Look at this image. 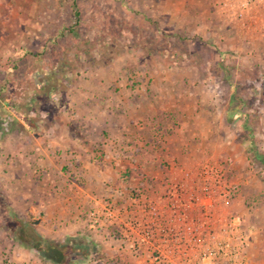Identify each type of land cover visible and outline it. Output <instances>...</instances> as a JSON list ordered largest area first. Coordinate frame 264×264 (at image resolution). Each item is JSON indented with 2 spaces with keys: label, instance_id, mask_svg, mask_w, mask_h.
<instances>
[{
  "label": "rangeland",
  "instance_id": "rangeland-1",
  "mask_svg": "<svg viewBox=\"0 0 264 264\" xmlns=\"http://www.w3.org/2000/svg\"><path fill=\"white\" fill-rule=\"evenodd\" d=\"M212 1L217 7L208 19L216 28L205 22L214 31L209 36L197 31L196 0H0V264H54L31 243L90 234L81 228L55 237L46 225L64 222L57 214L45 225L36 221L49 218L39 206L51 185L37 163L45 156L36 142L51 148L54 121L73 127L88 121L82 135L100 152L98 137L114 135L115 102L138 110L154 105L150 119L174 125L187 115L180 106L196 102V144L212 140L210 146L204 140L205 152L196 150V165L214 157L228 162L239 191L232 212L247 218L249 207L250 218L264 227V161L258 158H264V0ZM96 105L105 109L99 117ZM172 130L163 131L170 136ZM166 143L151 144L153 154L137 162H157L160 176L168 174L159 151ZM147 170L152 181L159 177ZM91 235L95 261L101 246Z\"/></svg>",
  "mask_w": 264,
  "mask_h": 264
},
{
  "label": "built area",
  "instance_id": "built-area-1",
  "mask_svg": "<svg viewBox=\"0 0 264 264\" xmlns=\"http://www.w3.org/2000/svg\"><path fill=\"white\" fill-rule=\"evenodd\" d=\"M144 172L136 184H108L88 209L87 225L95 236L118 242L119 255L148 264L247 262L255 228L231 211L238 185L230 179L228 162L214 157L192 166L173 165L155 181ZM127 174L122 169L124 182Z\"/></svg>",
  "mask_w": 264,
  "mask_h": 264
},
{
  "label": "crops",
  "instance_id": "crops-1",
  "mask_svg": "<svg viewBox=\"0 0 264 264\" xmlns=\"http://www.w3.org/2000/svg\"><path fill=\"white\" fill-rule=\"evenodd\" d=\"M207 1H209V8H204ZM216 4L212 0H196V18L199 17L196 24L197 31L208 33L209 35L213 31L211 29L212 26L213 29L216 28L215 20L208 19L209 16L212 17L215 14L213 6L217 7ZM206 21L212 26L205 23ZM220 31L225 32L227 28L222 26ZM193 93L192 96L196 94V92L195 94ZM112 106L113 115L115 113L118 114L117 118L110 122L115 128L114 135H108V138L98 137V141H101V147L103 148L100 152L92 148L94 147L92 144L94 142H90L93 140L86 136L89 133L88 121H79L78 127H73L60 120L54 121L55 128L53 129L56 133L52 136L54 142L50 145L51 148H45V146L41 145L44 142H39V138L36 142L38 144L36 149L45 156V158L39 159L37 163L45 167L42 171L44 177H46L44 182L48 185L51 183L48 188L49 196L45 198V203L39 204L40 210H43L45 215L48 214L49 218L41 216L36 218V221L38 220L45 225L48 219H52L50 218L52 215L57 214L56 217H59L64 222H58L60 225L57 223L58 220L54 219L52 221L54 224L46 225L52 228V233L55 237L61 234H73L81 228L86 229L88 233H93V230L87 225V209L88 207H93L96 199L104 193L108 184L116 185L123 181L121 179V169L124 166L128 170V175H130L129 181L126 182L127 184L140 182V173L148 171L147 167L157 170L156 172L160 176V171L163 172L164 169L154 165L158 164L157 162L150 164V166H143L137 162L138 158H147L150 153L153 154L154 150L151 147H153L154 143L158 145V142L167 141L166 147L160 146L161 150L159 151L161 152V157L169 162L170 167L168 166V168H171L175 161L183 162L181 166H192L196 164V150L203 148L202 152H205L204 140L209 141V137L201 139L196 144V102L180 106L181 108L179 109L186 112L187 115H182V120H179L176 125L174 123L170 124L167 119L151 120L150 118L155 113L154 105L147 106L143 110H138V106L134 108L135 104L123 105L115 102ZM125 107L130 109L125 110ZM104 110L102 105H96V117L101 116L103 114L101 112ZM133 111L134 113L135 111L142 112L145 117L131 118L129 116L130 118L126 120L123 115L121 116L122 113L127 114V112L132 113ZM188 113L191 115L189 116ZM94 123L100 124L102 127L107 124L105 120H101L100 123L93 120L91 125ZM170 126L171 128L173 127L172 133L170 136L167 134L168 137H165L167 135L163 130L170 129ZM74 128L77 129L74 131ZM83 133L86 135H82ZM211 141H209V144L206 143V145L210 146ZM149 148L151 150L146 153ZM230 158L232 159L233 156ZM34 159L36 158L34 157ZM232 162L234 163V161ZM234 168L235 172H237L236 166ZM55 174L56 178L54 177ZM26 196L24 194L23 199ZM241 198H237V200ZM41 200L43 201V198ZM232 210H235L234 204L231 207ZM243 210L245 211V207ZM245 214L248 216L244 218L245 222L252 226L256 225L254 219L249 216L251 215L249 207L246 208ZM254 228L255 232L249 242L248 258L245 264H264V227L256 225ZM96 239L101 246L103 254L102 256H97L96 260L103 264H148L146 259H137L131 254L119 255L117 252L118 242L113 240L105 241L99 237H96ZM149 263L152 264L151 262Z\"/></svg>",
  "mask_w": 264,
  "mask_h": 264
},
{
  "label": "trees",
  "instance_id": "trees-1",
  "mask_svg": "<svg viewBox=\"0 0 264 264\" xmlns=\"http://www.w3.org/2000/svg\"><path fill=\"white\" fill-rule=\"evenodd\" d=\"M258 158L264 161L262 155H258ZM31 244L37 250L42 251L44 261H50L54 264H79L80 260H90L93 258L92 253L98 252V245L91 233L84 236L71 235L65 243L44 238ZM102 255L101 252L99 256Z\"/></svg>",
  "mask_w": 264,
  "mask_h": 264
}]
</instances>
